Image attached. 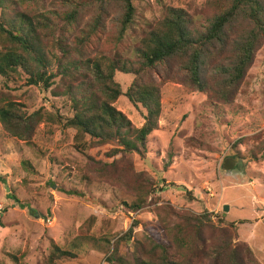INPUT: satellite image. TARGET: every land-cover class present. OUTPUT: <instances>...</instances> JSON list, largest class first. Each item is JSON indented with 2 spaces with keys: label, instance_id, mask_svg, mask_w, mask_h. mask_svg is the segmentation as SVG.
Masks as SVG:
<instances>
[{
  "label": "trees",
  "instance_id": "1",
  "mask_svg": "<svg viewBox=\"0 0 264 264\" xmlns=\"http://www.w3.org/2000/svg\"><path fill=\"white\" fill-rule=\"evenodd\" d=\"M136 0H0V121L11 136L30 142L47 119L75 128V146L85 153L82 177L106 183L128 195L127 209L148 205L160 226L144 224L140 236L131 228L121 236L96 237L107 247L112 264H263L247 243H237L234 224L216 225L208 211L194 214L153 196L157 182L137 170L134 155L145 159L149 136L159 128L162 88L182 83L207 95L215 107L230 106L264 47V0H205L201 16L187 8L166 5L161 17L144 20L134 47H116L135 24ZM108 33L110 49L104 47ZM117 72L130 73L126 92ZM24 78L70 102L71 115L43 107L29 112L16 100L10 82ZM126 95L145 109L137 126L115 103ZM250 156L264 159V138H256ZM198 145L194 136L186 138ZM236 143L235 145H237ZM242 157V153L237 150ZM166 155L172 159L173 148ZM169 161L165 163L168 167ZM0 176V180H2ZM138 220L134 221L137 226ZM122 241L133 249L122 253ZM24 252L11 254L20 264ZM79 255L54 244L37 264H59ZM0 264H4L0 260Z\"/></svg>",
  "mask_w": 264,
  "mask_h": 264
},
{
  "label": "rangeland",
  "instance_id": "2",
  "mask_svg": "<svg viewBox=\"0 0 264 264\" xmlns=\"http://www.w3.org/2000/svg\"><path fill=\"white\" fill-rule=\"evenodd\" d=\"M204 1L136 0V22L116 51H131L144 20L161 17L166 5L201 16ZM108 38V33L103 35L104 47L110 49ZM249 74L245 92L233 105L222 107L213 106L203 92L166 82L159 128L149 136L147 157L135 154L134 163L137 170L156 179L153 196L160 198L158 204L194 214L208 211L221 227L234 224L235 242L251 245L264 264V159H253L249 151L256 138H264V47ZM115 77L126 92L133 75L117 72ZM9 84L29 112L43 107L48 113L58 109L71 115L67 98L24 78ZM115 105L137 126L143 124L145 109L126 95ZM75 133V128L44 119L27 142L9 135L0 121V260L4 264H16L11 254L22 251L20 264H37L54 244L79 255L59 264H112L107 260L110 250L97 244V236H121L132 228L134 238L141 235L144 224L160 226L153 205L129 210L123 203L130 201L128 195L106 183L83 179L87 158L75 146ZM190 136L198 145L186 143ZM169 148L174 151L172 159L166 155ZM232 158L238 159L237 164L227 171L225 162ZM225 205L229 210L224 214ZM132 249V242L122 241V253Z\"/></svg>",
  "mask_w": 264,
  "mask_h": 264
},
{
  "label": "water",
  "instance_id": "3",
  "mask_svg": "<svg viewBox=\"0 0 264 264\" xmlns=\"http://www.w3.org/2000/svg\"><path fill=\"white\" fill-rule=\"evenodd\" d=\"M237 160H238L237 158H232L230 160H227L225 162V165H224L225 170H227V171L233 170L235 168L236 164H237ZM228 210H229V206L228 205H225L224 206V214Z\"/></svg>",
  "mask_w": 264,
  "mask_h": 264
},
{
  "label": "crops",
  "instance_id": "4",
  "mask_svg": "<svg viewBox=\"0 0 264 264\" xmlns=\"http://www.w3.org/2000/svg\"><path fill=\"white\" fill-rule=\"evenodd\" d=\"M251 246V245H250ZM251 248H252V246H251ZM253 249V248H252ZM254 251V250H253ZM255 253V252H254ZM255 255H256V253H255ZM257 256V255H256ZM259 260H260V258H258ZM261 261V260H260ZM262 262V261H261Z\"/></svg>",
  "mask_w": 264,
  "mask_h": 264
}]
</instances>
